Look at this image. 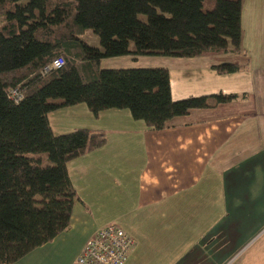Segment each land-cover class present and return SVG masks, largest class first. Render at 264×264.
Listing matches in <instances>:
<instances>
[{
	"label": "trees",
	"instance_id": "obj_1",
	"mask_svg": "<svg viewBox=\"0 0 264 264\" xmlns=\"http://www.w3.org/2000/svg\"><path fill=\"white\" fill-rule=\"evenodd\" d=\"M206 1L0 0V264L20 261L69 227L77 196L67 164L106 143L101 130L54 135L51 113L78 105L93 117L125 110L159 132L193 110L245 98L218 92L175 100L166 68L102 66L125 57L244 54L243 0H213L204 10ZM85 30L100 48L81 39ZM57 59L62 67L50 68ZM213 69L243 70L233 63Z\"/></svg>",
	"mask_w": 264,
	"mask_h": 264
},
{
	"label": "crops",
	"instance_id": "obj_2",
	"mask_svg": "<svg viewBox=\"0 0 264 264\" xmlns=\"http://www.w3.org/2000/svg\"><path fill=\"white\" fill-rule=\"evenodd\" d=\"M241 29L244 54L165 58L163 66L125 57L102 66L227 77L225 91L243 99L193 110L159 132L125 110L93 117L78 105L49 115L52 124L61 111L62 134L85 127L107 140L67 164L77 196L69 227L14 264H43L59 247L63 258L74 251L63 263L72 264L89 237L113 223L135 239L126 264H264V0H243ZM223 63L243 70L219 75L213 68Z\"/></svg>",
	"mask_w": 264,
	"mask_h": 264
},
{
	"label": "rangeland",
	"instance_id": "obj_3",
	"mask_svg": "<svg viewBox=\"0 0 264 264\" xmlns=\"http://www.w3.org/2000/svg\"><path fill=\"white\" fill-rule=\"evenodd\" d=\"M212 4H214L213 0H207L204 3V10L212 9ZM140 18L144 19V17H140ZM81 39L91 47L100 48L98 37L91 30H85L81 36ZM116 59H119V58H116ZM145 59L151 60L154 58L146 57ZM161 59H165V58H157L155 60V62H159V61L161 62ZM160 62H159V65L163 66V63H160ZM153 66H157V65H153ZM169 76H170L171 96L175 100L186 98L189 96H201V95H207V94H213V93L216 94L217 92H222L224 94H228V91H225V90H231L232 89L231 82L226 81L228 79L227 77L220 78L219 76H217L216 78H213V76H211V75L203 74L198 79L196 77L186 75V72H183L182 70L174 72L173 69H169ZM204 85H207V86H204ZM83 107H85V106L83 105ZM55 115H56V117L50 118V121L52 122V124L51 123L50 124L53 128L52 131H53L54 135H62V133H61V131H59L58 127L61 126V115H63V114H61V111H59ZM79 119H81V118H79ZM81 129H88V128L84 127ZM121 130L124 131L125 129H121ZM63 134H66V133H63ZM130 137H133V136L131 135ZM109 153H111V152L109 151ZM39 157L42 159V161L44 163L48 162L47 157L45 155H40ZM48 163L50 164V162H48ZM182 248H183V246H182ZM225 248L227 251H230L232 249V246L231 247L227 246ZM57 250L58 251H56V253H54L50 258H48V260L46 262H44L43 264H63L64 259H66L68 256H70L74 253V251L71 250V248H68L66 251H64L62 253L65 256L63 258V256H61L60 247L57 248ZM133 264H144V263H140V259H137V260H134ZM145 264H156V263L154 261V262H146Z\"/></svg>",
	"mask_w": 264,
	"mask_h": 264
},
{
	"label": "built area",
	"instance_id": "obj_4",
	"mask_svg": "<svg viewBox=\"0 0 264 264\" xmlns=\"http://www.w3.org/2000/svg\"><path fill=\"white\" fill-rule=\"evenodd\" d=\"M61 59L54 60L52 69L62 67ZM16 96V93H12ZM135 247V239L120 225L110 224L97 229L84 243L72 264H126Z\"/></svg>",
	"mask_w": 264,
	"mask_h": 264
}]
</instances>
